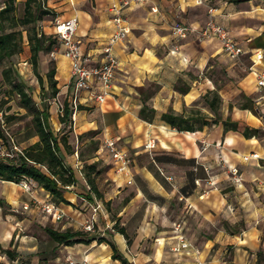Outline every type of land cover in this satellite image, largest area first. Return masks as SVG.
<instances>
[{
    "label": "crops",
    "instance_id": "obj_1",
    "mask_svg": "<svg viewBox=\"0 0 264 264\" xmlns=\"http://www.w3.org/2000/svg\"><path fill=\"white\" fill-rule=\"evenodd\" d=\"M113 1L100 0L99 6L91 7L88 11L73 10L60 16L61 21L73 17L77 19L76 36L81 43V51L89 56L91 63L102 60L101 49L112 33L109 7ZM232 4L230 3L231 6ZM205 8V5H196L194 0H148L144 4L127 8L123 13L130 31L125 41L114 48L118 67L111 94L103 104L94 103L90 92L100 91V83L97 81H92L88 90L78 93L77 109L73 115L74 127L80 131L98 132L101 145L95 151L94 160L98 162L107 151L103 147L105 139H114L116 147L132 157L130 177L116 174L113 164L108 165L104 171L115 186L108 194L109 197L120 198L123 188L133 187L132 196L126 202V207L118 211L116 220L109 219L105 205L99 200L102 207L95 217L94 234L97 240L94 238L88 244L61 246L52 241L44 231L52 242L46 241L48 249L42 252L39 233L35 230L28 233V220H21L18 216L23 215V212L14 213L10 209L27 202L28 196L21 191L19 184L0 181V201L7 207L5 213L0 207V264L9 261H16V264H66L67 259L77 262L85 260L87 264H121L120 261L111 259L112 250L106 242L115 246L127 264H158L163 258L161 247L173 248L177 245V233L172 229L176 223L181 225L182 234L190 244L202 246L200 252L206 257L216 244H226L232 249V264L256 262V252L264 251V230L246 229L245 226V230L238 233L232 230L231 233H226L220 229L221 219L231 226L241 220H237L232 214L233 205L229 204L232 192L221 193L223 176L218 174L217 169L219 150L211 145L203 152L200 151L199 141L203 139L201 129L192 133L180 132L160 120L164 113L186 116L187 109L200 98L198 83L189 73L194 61H191L193 49L188 42L197 39V35L195 33L173 42L170 28L175 22H180L195 30L201 29L206 20ZM219 11L214 14V21L222 26L216 21L221 17ZM49 30L48 34H52L51 20ZM184 40H187L184 44L180 43ZM207 40L217 41L215 38ZM252 40L242 48L239 47L243 56L249 59V66L253 62L254 51L260 50L264 54V46H248ZM217 43L219 44L218 41ZM219 51L222 52L221 48ZM214 56L215 54H210V57ZM262 63L264 59L256 63L253 69L258 71L264 68ZM55 79L56 86L63 93V100L58 99L59 112L60 105L69 103L74 91L69 62L61 56L57 62ZM248 80L256 95L255 102L264 106V101L257 100L252 72H249ZM55 106L52 107L53 111ZM142 108H145L143 118L140 117ZM245 140L251 150L242 155L255 152L259 154V160L243 161L242 155L233 151L220 153L228 167L238 169L240 182H232L234 187L243 186V180L249 182L251 179H259L264 182V166L259 164L264 160V147L253 139ZM148 142H152L154 147L146 149ZM81 180L82 182L76 178L75 184L65 191L63 197H68L65 198L68 204H59L72 223L42 218L45 223L54 226H50L51 229L57 232L76 231L81 222L90 216L88 206L96 197L82 176ZM128 180H132L129 185ZM78 191L88 192L89 198L80 196ZM45 194L47 193L42 189H38L36 193L42 198ZM175 199L182 204L178 209L180 215L176 208L169 210L167 206ZM25 213L41 216L33 209ZM131 216H134V227L131 238L127 236L126 240L112 226L118 221L120 228L124 229ZM208 234L211 237L206 236ZM151 240L155 241L157 249H150ZM141 244L142 247L148 246L147 250L140 248ZM7 248L15 252V257L11 258L3 252ZM173 255L170 254L167 258L170 264H185L182 259H178V255L194 257L191 249L173 252ZM185 260L189 263V259ZM210 264L218 263L212 261Z\"/></svg>",
    "mask_w": 264,
    "mask_h": 264
},
{
    "label": "rangeland",
    "instance_id": "obj_2",
    "mask_svg": "<svg viewBox=\"0 0 264 264\" xmlns=\"http://www.w3.org/2000/svg\"><path fill=\"white\" fill-rule=\"evenodd\" d=\"M99 1L100 0H40V2H44L45 7L50 10L51 13L42 15L41 20L36 23V26L41 29L43 28V32L49 35V20L55 18L60 19V16L64 15V13L72 12L73 10L88 11L91 7L99 6ZM24 2L25 0H0V9L3 8L4 5L10 3L12 5V15L16 18H22L24 13ZM32 5L34 4L32 3ZM204 5L206 7L205 12L208 7L215 8L217 10L216 12L220 10L221 17L219 19L217 18L216 21L225 28L231 38H233L241 48L248 41L264 33V0L244 1L238 4H232L233 6L230 5L229 0H205ZM228 8L231 9L229 10ZM25 28H20V30ZM22 36L21 53L8 60H4L0 64V160L8 161V159L14 157L15 154H19L23 148L37 141V137L34 136L32 113L20 106L19 96L13 91L12 85L5 83L2 79V70L9 68L12 82H21L23 84V88L31 98L34 108L40 110L44 107L47 108L49 123L53 133L58 139L65 138L67 140L69 148H65L60 156L64 164L73 170L75 178H78V180L82 182V176L86 182L85 166L92 163L96 164V170H102L98 175L92 173L90 176L93 178L95 186L101 195V199H96L103 202L109 219L115 221L118 211L126 207V202H128L132 196L133 187L129 186L122 190L120 189L122 193L120 198L117 196L109 197L108 194L115 189V186L111 181V177L104 171L107 170L108 165L111 166L113 164V161L111 155L107 151L103 153L102 159H99L98 162L94 160L95 149L101 145L98 132L80 131L75 128L72 114L66 123H61L59 121L62 112L59 113L57 111V105L58 99L60 101L63 100V93L61 88L56 86L58 93L55 97H52V91L46 79V75L51 69L55 70L54 79L56 78V67L60 56L56 55L55 58H52L50 52L55 49L57 45H53L49 52L39 53L37 72L42 79L40 85L37 78L32 73L30 53L24 31L22 32ZM259 36L253 39L252 43L248 44V46L253 47V45H256V43L260 41ZM196 37L197 39L194 38L188 42L189 47L193 49H191L193 51L191 61H194L189 73L198 83L200 98L198 102H195L192 107L187 109L186 116H192L195 119L193 123L195 128L205 124L202 125L200 131L203 136V139L199 141L200 151H204L202 150V143L206 144V148L211 145L215 146L221 154L222 152L228 153L229 151H233L242 155L250 151L251 147L248 146L247 140L242 137L241 133L232 132L230 130V122L241 124L250 129H256L257 132L250 139L255 140L264 147V106L258 105L255 102L256 95L252 83L248 80L249 71L247 67L250 64L249 59L243 56L238 62L232 61L223 52L219 51L220 43L218 44L215 40H207L210 38H202L198 35ZM171 38L173 42L176 41V38L172 35ZM185 41L187 40L180 41V43L183 42L182 44H184ZM258 43L264 45V41ZM210 54H215V56L210 57ZM251 79L253 78L251 77ZM54 105H56L55 111L52 110ZM220 153L217 158L219 163V168L217 169H219L218 174L223 176L221 177L223 180L221 193L232 192L231 198H229V204L233 205V207H231V209H233L232 214L237 220H241L231 226L228 224L229 222L221 219L220 229L225 230L226 233H231V230L238 233L242 229L245 230V226L246 229L254 228L258 231L264 230V214H262V212H264V182L259 179H251L249 182H244L243 180V186L234 187L232 182L238 184L240 180L236 182L231 177L228 169L229 167L220 159ZM259 164L264 166V160ZM112 177L115 178L113 175ZM249 185H251V187H249ZM77 193L82 197H88V192L86 193V191L82 193L78 191ZM64 194L65 191L62 192V197ZM36 197L40 200L42 199V197ZM65 198L68 197L65 195L63 199L66 200ZM52 200L54 203L60 204L57 200ZM167 206L169 210L176 208L177 213H179L178 215H180L178 209L182 207V204L177 199L172 200ZM2 211L4 213L7 212V207L5 205L2 206ZM126 212L127 210L125 213ZM138 212H140V210ZM22 214L23 215L18 216H20L19 219L21 220H28L29 228L27 232L31 233L32 230H35L39 233L38 237L41 241L40 250L46 252L48 246L45 242H49L50 239L44 233V228H50V226L54 228V226L45 223L44 219H42L45 218L43 215H41L43 216L41 217L39 214H28L25 212ZM128 218L124 230L128 238H131L134 227V216ZM120 227L121 225L117 221L116 224H113L112 229L116 231L117 228ZM205 231L207 232V230ZM206 236L211 237L209 234ZM85 238L90 240L96 239L97 236L91 234L85 236ZM131 241L130 239V243ZM50 242L52 241L50 240ZM154 245H156V247H154ZM142 246L141 244L140 248L147 250L148 246ZM191 246L194 257L178 255V259H182L185 264H210L212 261H216L218 264H232V249L229 245L216 244L213 247L211 246V253L207 257L200 252V247H202L200 244H191ZM149 247L150 249H157L158 246L155 241L151 240ZM171 248L172 247L167 246L164 248L161 247L163 258L162 261H158V264H170L167 258L170 257V254L173 255ZM185 259H189V263L187 262L188 260ZM252 264H264V251L259 250L256 252V262Z\"/></svg>",
    "mask_w": 264,
    "mask_h": 264
},
{
    "label": "trees",
    "instance_id": "obj_3",
    "mask_svg": "<svg viewBox=\"0 0 264 264\" xmlns=\"http://www.w3.org/2000/svg\"><path fill=\"white\" fill-rule=\"evenodd\" d=\"M243 1L250 0H229V3L238 4ZM32 3L34 5H32ZM48 13H51L50 10H48L44 2H40V0H25L22 18H16L12 15V5L10 3L4 5V7L0 9V64L4 60H8L21 53L22 32L24 31L30 53L32 73L37 78L40 85L42 79L37 72L39 53L49 52L53 45H58L57 40L52 34L46 35L43 32V28L41 29L36 26V23L41 20L42 15ZM53 20L54 19L51 21ZM20 28L25 29L20 30ZM259 39L260 41L258 42L264 41V35L259 36ZM258 42L256 45H253V47L264 46ZM1 75L3 81L12 85L13 91L19 96L20 106L32 113L34 136L37 137V141L23 148L19 154H15V156L8 159V161L0 160V181L12 182L15 184L28 182L32 184L35 189H42L49 194L52 202V199H54L57 200L58 203L68 204V202L63 199L62 192L66 191L67 187L73 186L76 182V178L73 170L64 164L60 156L65 148H69L67 140L65 138L58 139L53 133L49 123L47 108L44 107L42 110L34 108L31 98L23 88V84L21 82H12L9 68L3 69ZM54 75V69H51L46 75L47 84L52 91V97H55L58 92ZM144 109L145 108H142L140 111V117L142 118ZM61 114L59 121L61 123H66L72 114V108L68 102H64ZM160 120L169 127L175 128L180 132L192 133L195 130H200L202 125H205L202 124L198 128H195L193 124L195 119L192 116L174 115L173 113L161 114ZM230 125L233 131H239L245 139L251 138L257 132L256 129H249L235 122L230 123ZM85 169V180L87 185L94 193L95 197L101 199V195L90 175L92 173L98 175L102 170H96L95 163L86 165ZM2 206L3 203L0 201V207ZM44 231L52 241L61 246L88 244L90 242V240L85 238V236L89 235L80 230L57 232L51 228H44ZM117 232L127 240V234L123 228H117ZM106 243H108L112 250L111 259L118 260L121 264H127L126 260L118 254L115 246L109 242ZM3 252L11 258L15 257V252L10 248L3 250Z\"/></svg>",
    "mask_w": 264,
    "mask_h": 264
},
{
    "label": "built area",
    "instance_id": "obj_4",
    "mask_svg": "<svg viewBox=\"0 0 264 264\" xmlns=\"http://www.w3.org/2000/svg\"><path fill=\"white\" fill-rule=\"evenodd\" d=\"M148 0H114L109 7L110 21L112 24V33L109 36L106 43L101 49L102 60L98 63H91V60L87 54L81 51V43L76 36L78 21L75 17L61 21L59 18H55L52 21L53 33L52 35L58 42L55 49L50 52V56L55 58L59 55L69 62L70 76L73 86V95L69 104L72 108V116L77 109L78 93L83 90H88L92 81L100 83V91L90 92L91 100L96 104H103L105 99L111 94L112 82L114 75L118 67V60L114 55V48L116 45L123 43L128 35L130 28L128 22L124 16V11L133 6L144 4ZM196 5H204L205 0H194ZM217 10L213 7L206 9V20L203 27L199 30L184 25L180 22H175L171 26V35L176 39H185L192 34H197L202 38H215L220 43L221 51L232 61L238 62L243 56L242 50L237 43L231 38L224 27L219 26L214 21V14ZM253 62L247 67L249 72L254 74L255 78V92L257 94L258 101H264V68L258 71L254 70V66L260 60L264 59V54L260 50H256L253 53ZM60 105L59 112H62ZM103 147L107 149L111 155L113 161L114 172L116 174L123 175L124 177H130V168L132 166V157L125 152L119 150L114 139H105L103 141ZM154 147L152 142H148L145 146L146 149ZM206 144L202 143V150L206 149ZM77 157V155H76ZM221 161L224 162L222 158ZM243 161L248 159H260L259 154L250 152L242 155ZM231 177L238 182V169L236 167L228 168ZM132 180H128L127 184H131ZM21 191L28 196V201L19 205V207H11V211L27 212L30 209L39 212L41 215L50 218L53 222L66 221L72 223L70 217L66 212L51 201L49 194L43 195L40 200L36 196L37 189L28 182L19 183ZM67 187L66 189H68ZM102 204L99 200L93 198L88 209L90 216L81 222L78 230L91 235L96 232L95 223L96 215L101 212ZM174 231L177 233L176 240L177 245L172 248L173 252H180L182 250L192 249L191 244L185 239L182 234V228L179 223L174 224ZM5 264H16V261H9ZM66 264H87L84 261H74L71 259L66 260Z\"/></svg>",
    "mask_w": 264,
    "mask_h": 264
}]
</instances>
